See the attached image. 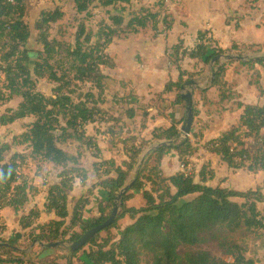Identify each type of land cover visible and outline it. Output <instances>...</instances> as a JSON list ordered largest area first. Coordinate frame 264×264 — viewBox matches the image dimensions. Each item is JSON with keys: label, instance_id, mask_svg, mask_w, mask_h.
<instances>
[{"label": "trees", "instance_id": "obj_1", "mask_svg": "<svg viewBox=\"0 0 264 264\" xmlns=\"http://www.w3.org/2000/svg\"><path fill=\"white\" fill-rule=\"evenodd\" d=\"M76 13L87 20L93 17L92 9L99 6L113 8L115 11L126 9L132 0H71ZM257 2L258 0H253ZM160 10L153 12L150 8H142L139 13L131 14L129 20L122 15L109 14L108 23L102 20L99 23L101 39L93 43V33L87 21L78 22L75 45L70 50L72 64L69 68L74 71L73 80L89 85V90L83 97L76 101L72 90V80L67 78L65 69L58 71L51 64L54 44L49 42L44 34L50 24H55L64 17V9L60 6L54 11L42 12L40 19L35 24V29L40 32V42L45 49L43 63L31 64L28 55L22 51L32 37V31L25 18L28 12L27 0H0V74L3 75V85L0 87V106L11 102L14 98H22L16 109H6L0 117V125L11 126L26 120L36 112L35 104L44 112L40 119L28 125V132L19 136L24 143H32L35 148H43L45 159L62 168L58 182L51 186L44 209L33 208L27 215L20 218L21 231L13 238L0 242L9 243L11 248H0V264H61V259L66 264H75L74 260L80 252H84L90 264H142L144 256H150L153 264H257L254 259L247 258L246 249L234 244L228 246L229 261H222L209 251H191L184 255L179 253L183 246L193 247L203 242V235L215 230L236 232L246 229L264 231V191L262 187L238 191L222 186H208L206 168L199 173L201 182L196 181V176L187 171H180L173 176H165L161 167L162 160L168 150H174L179 155V161L184 168L189 166V159L199 150V142L193 143L192 138H198L196 133H191L190 138L179 141L180 124L173 123L169 128H155L149 140L129 138L132 154L128 161L120 165L114 159H100L94 162L96 184L92 185L85 196H82L73 206L69 207L70 196L77 181L86 185L89 181V171L83 167L81 154H70L65 151L62 144L76 140L84 144L86 140L85 126L96 123V118L102 116L101 122L112 129L110 123L114 118L109 115L103 106L107 105V81L110 79L103 72V68L115 69V61L107 54L115 38L120 35L138 34L141 30L152 24L155 36L158 25L162 22L166 31H171L173 21L165 13L163 1L157 3ZM209 32H199V44L192 50L184 46L182 38L178 43L167 50V55L173 65L179 70V82L173 84L169 81L166 90L174 87L178 90L177 102L182 101V86L185 82L194 80L201 75L187 72L182 69L186 58L199 60L204 64H211L217 56H222L236 51L243 56L248 52L258 53L262 49L257 45L240 47L233 44L229 50L219 47L212 48L205 45ZM59 45V43H58ZM247 66L256 64L264 67V60L248 61L242 63ZM217 71L214 78V88L219 93L221 103L233 98L231 85L225 80L227 65L216 63ZM260 78V75L257 76ZM47 79L53 84L52 96L47 97L41 92H34L31 97L27 91H34L39 81ZM54 83L57 86H54ZM259 85V81H257ZM260 88V87H259ZM206 93V91H203ZM264 94V90H261ZM116 96L113 98V102ZM132 106L136 105V97H130ZM53 106L51 111L47 109ZM242 110L238 125L224 132L220 137L208 141L204 148L208 153L221 158L229 169H246L257 172L264 169V105L245 104L238 102ZM197 115L196 107L193 109ZM129 119L134 120L137 110L132 107L126 110ZM147 113L144 114L146 119ZM103 117L106 120H103ZM63 121V123H62ZM112 125V124H111ZM146 128V122L141 124ZM60 133V134H56ZM68 133V134H67ZM14 143L18 140L14 137ZM155 141H174L167 147L153 150L147 158L144 167L136 172L134 179L130 177L135 171L144 149ZM195 141V140H194ZM128 142V143H129ZM252 143L254 151L248 148ZM95 149L101 152L99 147ZM127 146V145H126ZM12 148V144L0 146V209L11 207L16 212L30 204L31 197L38 195L35 186L22 179L20 173L21 162L15 155L10 160L5 159V154ZM146 150V149H145ZM153 155L158 156V167H152L148 174L144 169ZM213 177V176H212ZM129 180V181H128ZM131 185L129 192L122 198V208L117 215L116 222L107 228L102 236L100 233L91 239L83 248L69 255H48L39 258L38 252H45L49 248L37 249L35 243L72 244L78 241L85 233L104 223L111 216L115 200L122 189ZM100 187L106 191L108 202L99 203V215L86 220L85 209L91 203L94 190ZM149 187V188H148ZM157 187V188H156ZM141 191L145 202L141 207H128L127 202L134 199V193ZM109 209V213L107 210ZM54 214L55 219L47 224H39L41 215ZM129 217L130 225L122 227L120 221ZM4 230V228H0ZM112 231L120 232L112 236ZM54 248L56 249H60ZM60 251H62L60 249Z\"/></svg>", "mask_w": 264, "mask_h": 264}, {"label": "rangeland", "instance_id": "obj_2", "mask_svg": "<svg viewBox=\"0 0 264 264\" xmlns=\"http://www.w3.org/2000/svg\"><path fill=\"white\" fill-rule=\"evenodd\" d=\"M155 0L145 1L144 3L146 5L150 4L152 5ZM248 0H241L242 4L243 2ZM250 2V1H249ZM251 3V2H250ZM255 3V2H252ZM98 6L92 9L93 17L89 20H87L84 17V14L82 16L78 15L74 9V5L71 0H27V6H28V12L26 14V22L29 25L31 31H32V37L27 42L26 46L22 48V51L24 53L26 52H34L39 53L40 57L38 59L39 63L44 62L45 58V49L43 44L40 42V32H38L35 29L36 22L40 19L42 12H50L54 11L56 7H62L64 9V17L58 21L55 24H50L49 28L47 30V33L44 34V37L47 38L49 42H52L54 44L55 51L52 53L53 59L51 60V64L54 66V69L58 71V75H63L61 73L62 70L65 69L67 78L71 79V86L72 90H74V94L72 95L74 100L76 101L78 98L83 97L85 92L89 90V85H85L84 83L77 82L73 80L74 77V71L69 72V68L72 64V59L70 57V50L75 45V37L78 30V22L81 20L87 21L88 28L93 33V43H96L99 39H101V35L99 33V23L102 20H106L109 22V14L115 13L113 9H109L107 11V8H103L99 6V3H97ZM134 7H137L138 5L136 2L133 3ZM243 8V5H242ZM234 20V19H232ZM110 23V22H109ZM123 35H120L119 38H122ZM207 36V43L209 47L216 48L219 47V44L216 40L212 39L211 37L208 38ZM120 40H123L120 39ZM59 43V45H58ZM119 43H117L118 45ZM119 47V45H118ZM221 48V47H219ZM264 48V46H262ZM223 49V48H221ZM117 48H113L111 50V55L115 54V51ZM264 53V52H262ZM110 54V53H109ZM230 55L237 56L236 52H230ZM259 54V53H258ZM254 54L247 53L244 56H253ZM113 59V58H112ZM122 62L124 66L128 67L127 71L129 73L135 72L137 70V66H143L145 65V62L142 59V55L135 53H126V55H123ZM133 62V63H132ZM204 63V62H203ZM202 63V64H203ZM31 64H34L31 62ZM226 64V63H224ZM233 64H236L237 69L242 70L241 73H236V79L233 81V83H236L243 87V92L248 91L250 94L255 92V86H257V75L254 73L251 75L247 72V70L250 72L247 68L237 63V61H234ZM199 66V65H198ZM197 69V68H196ZM206 73L204 76H206V80H209L207 83H203L204 87L209 86L210 82V74L212 71L210 64H207L205 67ZM113 70L105 68L104 72L107 74H111ZM261 78V77H260ZM197 81H200V78L195 79ZM4 79L3 75L0 74V87L3 85ZM125 81L119 82L116 79H110V81H107V95L105 96V100L107 102L106 106H103L104 109L108 110L109 115L114 118V122L110 123V126H112V129H107L108 125L104 122H101L102 116H98L96 118V123H90L86 126V134L87 139L84 140V144L81 142L79 143L76 140H70L68 143L62 144L61 147H64L65 151H67L70 154H81L83 156V166L88 169L89 171V181H88V187L92 185V183L96 182V174L93 168V162L95 161V154L101 156L103 158H110V156L117 157L120 161L125 157V151L126 149L124 146H129V148L133 147L131 143L129 142V138L135 137L138 139L137 144L142 139L149 140L147 138L152 137V129L150 130L151 133H147V130L144 131L145 136L142 137L141 135H134L136 133H140L141 130L147 129L142 128L141 124L143 121H147L146 119H141V115L147 113L148 115L151 113H148L146 111L147 105L148 106H154L153 104L148 103L146 99L143 98L145 101H141L139 97L136 95L135 90L129 85V83H122ZM260 84V81H259ZM184 85V84H183ZM54 86L56 87L57 84L54 83ZM202 86V85H201ZM53 84L49 82L47 79L39 81V84L37 88L32 91H27V96L31 97L34 92H41L45 94L47 97L52 96V90ZM196 90L194 87H189L188 90L181 91L182 94H187L188 92H194L196 96ZM116 96V100L113 102V98ZM194 96V101L198 102V97ZM130 97H136V105L132 106L130 103ZM234 97V96H233ZM162 99L163 97L160 96ZM139 100V101H138ZM152 100H155L154 98ZM22 101V98H14L11 102L3 104V106H0V117L5 114L6 109H16L19 105V103ZM173 104V101H169ZM147 104V105H146ZM36 108V112L34 115H31L26 120L17 122L11 126L3 127L0 125V146L3 144H12V148L9 152L5 154V159L8 161L15 155L23 156V158H17L18 162H21L20 166V173L22 179L28 181L31 185L35 186V188L40 193L38 198L34 200V202L37 203V206L42 205L46 201V195L43 193H46L47 187L50 186L51 183L58 182L59 174L62 172V168L57 167L55 164L49 162V160L45 159L44 155V149L43 148H35L32 143H24L22 139L19 138L22 133L25 131H29L28 125L31 124L34 121H37L41 118L44 110L39 107L38 105H34ZM134 107L138 111L139 119L135 120H127L126 118V110ZM53 109V106L49 107L47 110L51 111ZM215 107H213V111L209 110V115L207 117L206 123L211 126V132H206V138L208 136H214L217 133H214L215 131H222L227 130L229 128H234L238 125V117L235 115H231L235 111V104H229L227 107H217L218 114H215ZM199 114L202 112L201 106H198ZM227 111V112H226ZM226 112V113H225ZM154 113V112H153ZM225 113V116L221 119H219L217 116H221ZM229 113V114H227ZM213 115H217L214 116ZM215 117L217 119H215ZM103 120H106V118L103 117ZM205 120V119H202ZM197 123L198 132L201 134L203 129L207 124H204L202 122ZM195 122V119H194ZM211 122V124H210ZM63 123V121H62ZM112 124V125H111ZM186 122L183 123L182 129L186 127ZM216 127H219L217 130H215ZM149 128V127H148ZM151 128V126H150ZM210 128V127H209ZM180 133V138L184 133ZM196 129V128H195ZM206 131V129L204 130ZM196 132V134H199ZM60 134V133H56ZM68 134V133H67ZM191 135V132H190ZM17 136L18 140L14 143V137ZM129 142V143H128ZM161 142H167V141H161ZM160 141H155L151 143L147 148L144 149V154L147 150H150L158 144ZM98 144V146L101 149V152H98L97 149H95V145ZM248 148L250 150L253 149L252 143H248ZM129 157L128 155H126ZM214 160L206 161L199 169H197V166L195 162L189 160V167L184 168L182 165H180V168L182 170L187 171L188 173L196 176V181L201 182V179L199 177V173L202 169V167L206 168V178L208 180L207 185L216 187V186H222L227 187L229 189H234L238 191H245L251 188H256L258 186L264 187V169L259 170L257 172H249L246 169H240V170H233L228 169V167L221 163L220 159H217L216 157ZM147 160V159H146ZM145 160V162H146ZM140 161V160H139ZM144 162V165H145ZM159 158L156 155H153L150 159V162L148 161V166L144 169V174H148L149 170L152 167H158ZM142 166V168L144 167ZM141 168V169H142ZM139 169V162L138 165L133 172L132 176L130 177L134 179L136 172H138ZM214 175V177H212ZM129 181V180H128ZM128 186V184H127ZM126 186V187H127ZM157 188V187H156ZM264 189V188H263ZM87 187H83L81 185H78L75 191L71 194L72 197V203L71 207L78 202V199L81 198L87 191ZM135 199L131 202H129L127 205L134 206V207H141L144 206L145 202L142 198L141 191L134 192ZM107 203L108 199L107 197H104V194L101 190H97L95 192L94 197L92 198V202L89 206L85 209V216L84 218L86 220L95 218L99 215L98 206L99 203ZM121 211V208H120ZM119 211V212H120ZM107 213H109V209L107 210ZM15 223H11L10 227L11 229L15 228L16 220H14ZM6 221L5 218L0 216V226L5 227ZM121 224V223H120ZM7 228V227H5ZM117 234L116 231H112ZM102 236H105V233H102ZM240 245L247 249L248 256L254 259H257L260 261V264H264V231H252V230H238L236 232H228L225 230H215L214 232H210L203 235V242L200 244L189 247V246H183L179 248V253L181 255H184L187 252H195V251H209L211 252L215 257L222 261H229L230 257L227 254L228 246L230 245ZM70 248V244H64L61 247V252H65ZM82 250V249H81ZM66 255V254H62ZM142 264H153V259L150 256H144L142 258Z\"/></svg>", "mask_w": 264, "mask_h": 264}, {"label": "crops", "instance_id": "obj_3", "mask_svg": "<svg viewBox=\"0 0 264 264\" xmlns=\"http://www.w3.org/2000/svg\"><path fill=\"white\" fill-rule=\"evenodd\" d=\"M145 1H150V0H132L131 5L126 6V9H120L117 10L114 14L113 13L110 14L122 15L126 18V20H129L131 14L139 13V11L142 8H150L153 12L159 11L160 8L159 6H157V3L159 1H163L165 3V6L164 9L161 10H164L165 13L169 15V20L173 21L172 30L166 31L165 26L161 22L158 25L157 36H155V31L153 30L152 24H149L147 28L141 30V32L138 34L123 35L122 37L123 40H120L122 38H115L113 40L112 45L107 50V54L111 58H113L116 67L115 69H111L113 70L111 74L105 73L104 72L105 68H103V72L106 75H108L110 79L111 78L116 79L119 82L125 81L122 82L123 84L129 83V85L133 88V90H135L136 95L139 97L141 101H144L143 100L144 98L147 101L149 100L147 104L151 103L155 105V107L154 106L150 107L146 104L148 107L146 108V111L148 113H151V115L149 114L146 118L147 129L145 130L142 129L140 133L134 134L139 136L141 135L142 137L145 136L144 131L146 130L147 133H151V131H153L155 128L167 129L173 123L180 124L179 128L181 130L183 123L187 122L189 116V111H188L189 103L183 98L181 102H177L178 90L175 87L171 91L166 90V85L169 81H171L173 84H177L179 82L180 72L177 69V67L171 63L167 55V50H169L171 47L176 45L180 38H182L185 48H187L188 50H192L196 47V45L199 44V40H198L199 32H209L208 36L216 40L217 43L219 44V47L223 48L224 50L231 49L234 43L239 45L240 47H247L248 45H257L259 46L257 48L262 49V51L258 52L259 54L251 53V52L249 53L254 54L253 56L264 54L262 53L264 52V48H262V46H264V0H258L255 3H252L254 2L253 0H248L243 2V4L241 0H155L151 2L153 3L152 5L150 4L146 5L144 3ZM134 2H136V4L138 5L137 7L133 6ZM109 9H113V8L112 7L107 8V11ZM117 43H119L118 44L119 47ZM113 48H117V50L115 51L114 55H111V50ZM135 52H137V54L139 55H142V59L145 62V65L143 66L136 65L137 70L135 72L129 73L127 71L128 67L124 66L122 62V58L123 55H126V53H135ZM253 56H247V57H253ZM241 57H246V56L243 55ZM234 61H237V63L244 66L246 70L247 68L251 70L250 72L247 70V72L250 73L251 75H253L254 73L257 76L260 75L261 78L257 79L258 81H260V84L259 85L257 84V86H255L254 93L250 94V92L248 91L243 92V87H241L236 83H233V81L236 79V73L242 72V70L237 69L236 64H233ZM246 62L247 61H238V60L226 62L227 71L225 74V80L231 85L234 97L231 98L230 100H226L221 103L219 98V93L213 87L214 85H212V74L214 71L213 68L211 67V64L210 67L213 72H211L210 74L209 86L204 87L203 83H207L209 81L206 80V76H204L206 73L205 67L207 65L199 60H191L188 58L184 60L182 64L183 70L193 73H198L202 71L201 75L195 77V79L200 78V81L195 80L197 86H194V88L198 91L196 92V96L195 93L193 92V109L195 106L197 115L195 116V113L193 111L195 122H193L191 133L198 132L197 123L200 122L202 119H205L202 120V122L204 124H207L206 121L208 120L207 119L209 115L208 112L209 110L213 111V107L216 108L214 113L218 114L219 110L217 109V107L226 108L227 105L234 103L235 111L231 113L230 116L235 115L236 117H238V121H239L242 110L238 108L237 106L238 102H243L245 104H253V105L254 104L264 105V94H261V90H264V67L258 64L254 66H247L242 64ZM215 68L217 69V66H215ZM110 79L108 81H110ZM203 91H206V93ZM160 96H162L163 98L161 99ZM194 96L196 97V99L198 97V102L194 101ZM153 98L155 100H152ZM170 100L173 101V104L169 102ZM198 106H201L202 108L201 114H199ZM225 113H223L222 117L217 115H213V117L217 116L219 119H221L225 116ZM138 117L139 115L137 111V116L135 119H139ZM126 118L129 121L131 120L127 116ZM141 119H145L143 115H141ZM215 119L217 118L215 117ZM211 127L212 124L211 126L207 124L201 134L198 132L199 133L197 134L198 138L196 139L192 138L193 143L199 142L198 144L199 150L197 151L196 155L191 157L189 160L192 161L193 163L195 162L197 169H199L206 161L208 162L211 159L215 161V158L213 157L220 159L221 163L226 165L221 160L220 157L208 153L207 150L204 148V145L208 141L220 137L224 132L234 129L236 126L232 129L229 128L227 130H222L217 132L215 131L214 133H217L216 135L214 136L211 135L206 138V132H211L210 131ZM218 128L219 127H216L215 130H217ZM205 129L206 131H204ZM85 134H86V130H85ZM86 138H88L87 134H86ZM96 146H98V144H96ZM124 148L126 149L125 157L121 161L114 156H110V158H103L101 156L102 154L101 153L99 155L95 154L94 162H97L100 159H105V160L114 159L117 162V164L120 165L123 161H128L132 154V147L129 148V146H124ZM251 151H254V149H252ZM126 155H128L129 157H127ZM82 163H83V159H82ZM180 165L181 163L179 161V155L177 154V152L174 150H168L161 163V167L163 169L165 176H173L180 171H185L180 168ZM85 169L88 170L87 168ZM55 183H51L50 186L47 187L46 193H43L46 195V201H47L49 189ZM96 183L97 182H94L92 183V185ZM78 185H81L79 181H77L74 190L71 193H69L70 196L69 207L71 211L73 209L71 207V203H72L71 194L75 191ZM92 185L88 187V183H87L85 186L84 185L81 186L87 187L88 190ZM260 187L264 188L263 186ZM97 190H101L102 193L104 194V197H106V191L100 187H97L94 190L93 196L91 197V202ZM86 193L83 196H85ZM39 194L40 193H38V195ZM38 195L31 197L30 204L25 206L19 212H16L11 207H4L0 209V216L5 218L6 221L5 227H7L5 228L4 226H0V228L1 227L4 228V230L0 229V234L3 239L9 240L13 238L15 234L22 232L21 227L19 225V221L23 215H27L33 208H39L40 210L44 209V205L46 204V201L39 206H37V203L34 202V200L40 196ZM134 199H135V194H134ZM133 200H130L129 202ZM129 202H127V204ZM128 207H134V206L128 205ZM55 218L56 217L54 214L43 213L38 223L44 225L47 224L49 221L54 220ZM14 220L17 221L15 224L16 227L11 229L10 224L15 223ZM131 222L132 221L129 219V217H126L125 219L120 221L121 226L123 228L130 225ZM117 234L119 236L120 232L118 231ZM0 243H6V242H0ZM35 247L37 249L39 245H36ZM60 249L54 250V248H51L50 250L45 251L43 253L38 252V256L39 258H43L48 255H56V254L69 255V253L71 252V250L69 252L70 248H68V250L65 252H61ZM248 253L249 252L246 249L247 258L254 259L249 257ZM254 260L258 262L257 264H260L259 260L257 259ZM59 262L61 264H66V260L63 259H61ZM74 263L90 264L89 260L87 259L83 251L79 253L78 257L74 260Z\"/></svg>", "mask_w": 264, "mask_h": 264}, {"label": "water", "instance_id": "obj_4", "mask_svg": "<svg viewBox=\"0 0 264 264\" xmlns=\"http://www.w3.org/2000/svg\"><path fill=\"white\" fill-rule=\"evenodd\" d=\"M27 55H28L30 62H33V63H37L38 59L40 57L39 53H34V52H28ZM233 60L255 62V61H259V60H264V54L256 55L253 57L233 56L230 54L217 56L215 59H213V61L211 63V67L213 68V71H214L212 74V85H214L213 82H214V78H215V73L217 71V69L215 68L216 63L217 62L226 63V62H230ZM194 86H197L196 81L190 80V81H187L184 83V85L182 86V90H188L189 87H194ZM182 98L185 99L189 103V108H188L189 116H188V119L186 122V124H187L186 127L182 129V132L184 133V135H182V137L179 139V141H182L184 139L189 138L190 132H191V129L193 126V122H194L193 93L188 92L187 94H183ZM173 143H174V141L160 142L153 148V150H157L161 147L170 146ZM153 150L151 148L150 150H147L145 152V154L142 155V158L139 161V169L140 170H141L142 166L144 165L145 160L150 156V154ZM140 170H138V172ZM130 187H131V185H128L127 187H125L124 189L121 190V192L119 193V195L117 196V198L115 200L113 212L107 221H105L104 223L94 227L93 229H91L90 231L85 233L78 241H76L70 245V250L72 253L81 250L91 239H93L96 235L104 232L107 228L111 227L116 222L117 215L119 214L120 208H122V205H123L122 198H123L124 194L129 192ZM36 245L41 246L43 249H46V248L51 249V248L60 247V244H57V243L56 244H49V245H45L43 243H35L33 247H35ZM0 248H11V246L9 243H0Z\"/></svg>", "mask_w": 264, "mask_h": 264}, {"label": "built area", "instance_id": "obj_5", "mask_svg": "<svg viewBox=\"0 0 264 264\" xmlns=\"http://www.w3.org/2000/svg\"><path fill=\"white\" fill-rule=\"evenodd\" d=\"M208 38H210V37H208ZM205 45H207V46H208L207 39L205 40Z\"/></svg>", "mask_w": 264, "mask_h": 264}]
</instances>
